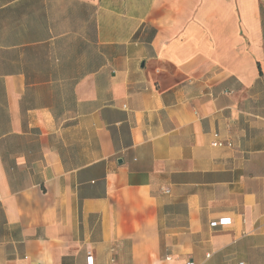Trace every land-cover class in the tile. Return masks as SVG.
<instances>
[{"label": "crops", "instance_id": "0c3cea01", "mask_svg": "<svg viewBox=\"0 0 264 264\" xmlns=\"http://www.w3.org/2000/svg\"><path fill=\"white\" fill-rule=\"evenodd\" d=\"M88 256L264 264V0H0V264Z\"/></svg>", "mask_w": 264, "mask_h": 264}, {"label": "built area", "instance_id": "2783aa9c", "mask_svg": "<svg viewBox=\"0 0 264 264\" xmlns=\"http://www.w3.org/2000/svg\"><path fill=\"white\" fill-rule=\"evenodd\" d=\"M211 146L213 147H232V144L230 142H222L218 140V135L215 134L214 135V141L211 143ZM228 223V220H219L218 222H214L211 224L212 227H216V226H222ZM87 262L88 264H92V259L90 256H88L87 258Z\"/></svg>", "mask_w": 264, "mask_h": 264}]
</instances>
